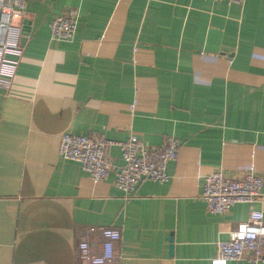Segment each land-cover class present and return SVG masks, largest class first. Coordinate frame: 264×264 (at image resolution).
<instances>
[{
  "label": "crops",
  "instance_id": "0c3cea01",
  "mask_svg": "<svg viewBox=\"0 0 264 264\" xmlns=\"http://www.w3.org/2000/svg\"><path fill=\"white\" fill-rule=\"evenodd\" d=\"M80 11L72 41L54 17ZM26 21V28L24 27ZM22 54L0 87V264H83L91 226L121 234L116 264H211L262 197L208 211L204 178L264 180V0H28ZM107 138L108 178L61 158L65 133ZM180 144L170 180L116 187L119 143ZM98 253L100 233L91 238ZM228 264H246L229 262Z\"/></svg>",
  "mask_w": 264,
  "mask_h": 264
},
{
  "label": "built area",
  "instance_id": "2783aa9c",
  "mask_svg": "<svg viewBox=\"0 0 264 264\" xmlns=\"http://www.w3.org/2000/svg\"><path fill=\"white\" fill-rule=\"evenodd\" d=\"M242 3L244 0H226ZM28 0H0V87H10L19 60L6 57L7 53L20 56L22 48V22ZM80 11L72 7L53 18L50 23L51 37L56 41H72L78 28ZM114 142L107 138H92L87 135L65 133L61 137L60 156L64 160L77 162L95 183L106 180L114 169L108 159V150ZM123 164L117 168L116 187L125 199L136 195L138 186L144 182L164 184L169 182L168 165L177 161L180 144L169 139L162 146L148 145L133 133L126 142L119 143ZM202 199L208 211L223 215L237 204H253L263 195L264 180L256 172L241 178L226 176L219 170L205 178ZM100 233L101 247L93 253L95 245L91 238ZM121 240L119 231L111 228L91 226L83 234L78 246V256L83 264H116L117 244ZM264 264V208L254 211L250 218L240 223L230 233L229 239L218 244V257L211 264L229 262Z\"/></svg>",
  "mask_w": 264,
  "mask_h": 264
},
{
  "label": "water",
  "instance_id": "95a60500",
  "mask_svg": "<svg viewBox=\"0 0 264 264\" xmlns=\"http://www.w3.org/2000/svg\"><path fill=\"white\" fill-rule=\"evenodd\" d=\"M24 24H25V25H24V27H23V28H26V21H24Z\"/></svg>",
  "mask_w": 264,
  "mask_h": 264
}]
</instances>
